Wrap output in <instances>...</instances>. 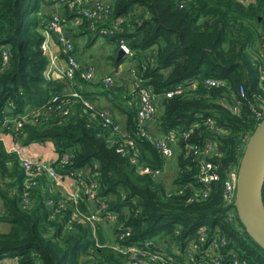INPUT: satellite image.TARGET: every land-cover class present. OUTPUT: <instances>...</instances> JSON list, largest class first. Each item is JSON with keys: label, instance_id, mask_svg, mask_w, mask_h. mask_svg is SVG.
<instances>
[{"label": "trees", "instance_id": "1", "mask_svg": "<svg viewBox=\"0 0 264 264\" xmlns=\"http://www.w3.org/2000/svg\"><path fill=\"white\" fill-rule=\"evenodd\" d=\"M111 2L113 17L128 19L114 34L103 36L117 45L121 40L127 42L136 77L159 94L156 114L147 121V136L139 127L135 88L121 98L118 93L123 87L115 82L107 85L99 81L96 85L113 96L115 107L123 108L124 125L108 110L106 123L105 111L99 109L103 106L87 108L80 98L71 96L60 101L63 105L68 102V113L43 109L55 92L68 93L71 87L90 100L85 91L88 81L79 74L77 84L66 78L68 83L45 78L42 29L54 11L47 0H0V119L31 110L38 117L22 126L16 124L10 131L0 128V134H16L15 139L24 146L50 140L59 152L52 163L56 169L70 173L81 186L95 181L97 195L107 202V208L96 207L85 194L74 201L46 171L28 174L17 154L7 152L0 137V224L10 226L8 231L0 229V260L16 257L19 264H128L127 256L112 246L124 242V231L119 230L122 226L132 228L126 243L155 237L176 244H185L206 226L231 239L241 257L252 264H264V249L246 231L235 205L224 201V181L230 168L241 163L248 142L245 137L260 123L250 104L263 111L264 0ZM60 17L68 27L74 24L92 29L90 20L75 22L77 15L65 4ZM99 29H93L96 36ZM208 77L226 83L207 88L200 80ZM190 80L199 81L183 94L163 95ZM240 101V114L225 106V102ZM201 115L214 117L225 131L201 124L187 142L183 137L176 141L179 150L173 157L177 167L172 186L162 177L165 172L159 176L141 172L147 166L167 168L152 142L154 138L170 132L177 137ZM127 135L135 141L134 146H128L129 154L127 147L125 153L118 151ZM216 141L221 148L214 160L218 178L211 182L209 196L190 201L203 186L199 180L201 153L208 143ZM65 153L71 157L62 163ZM30 181L36 183L28 188ZM47 182L55 187L43 188ZM100 211L115 214L93 225L87 216Z\"/></svg>", "mask_w": 264, "mask_h": 264}, {"label": "built area", "instance_id": "2", "mask_svg": "<svg viewBox=\"0 0 264 264\" xmlns=\"http://www.w3.org/2000/svg\"><path fill=\"white\" fill-rule=\"evenodd\" d=\"M51 3V7L54 11L51 13V19L49 18L42 29L44 34V39L41 44L43 53L47 56L48 64L45 70V75L47 79H52L56 71L60 74L61 77L67 78L72 84L76 83V77L78 74L81 78L87 81H93L95 78V67L93 64L88 63L84 66L80 64L77 56L75 54V41L71 35L68 34L66 29V24L63 23L60 12L62 5H67L70 10L74 11L77 17L75 22H79L80 19L85 18L90 20L92 25L96 28L99 27V32L102 35L114 34L117 28L120 27L128 18L125 16L113 17V6L111 0H47ZM50 40H54L57 44L60 54L55 55L51 52ZM125 41L121 40L120 45L125 53L130 55L133 52H129V49L124 45ZM63 64H62V63ZM60 64V66H58ZM135 74V70L133 69ZM264 79V76H262ZM199 80H190L187 85H177L174 88L166 90L163 95L166 97H172L176 94H183L188 88L195 87ZM207 88H212L226 83L225 80L220 78L208 77L203 80ZM104 84H111L114 82L112 76H106L102 79ZM134 86L138 87V106H139V127L143 136H147V128L149 125L147 121L149 118L153 117L157 111V97L159 94L153 92L150 88L143 86L141 80L138 78L134 81ZM82 88V86H81ZM243 91V89H241ZM75 99L80 98L83 104L87 108H93V103L86 100L82 94L78 91L69 92ZM67 93V96H70ZM63 96H66V93L55 92L43 109L48 111L64 110V113H68L69 110L66 108V104H61V99ZM225 106L233 113L240 114L242 102L240 101L237 104H231L225 102ZM251 110L256 114L257 119L261 122L264 119V104H261L263 111L257 109L254 104H250ZM98 110L95 108V111ZM33 112V111H32ZM26 112L20 118L7 119L4 121V126L7 130H13L14 126H22V124L31 120H37V115H32L31 113ZM96 111L95 113H97ZM102 115L107 123V114L102 112ZM199 120L190 125L189 128L184 129L183 132L174 137L170 133L161 135L158 139L152 141L154 146L159 150L165 159L166 169H152L149 166L143 167L141 169L142 173L153 174L155 176L162 175L164 172L168 171L170 165V160L175 156L179 150V146L176 141L183 137V142H187L190 135L194 133V130L197 126L204 124L209 126L212 130L223 132L224 129H221L217 124V121L212 116L204 117L203 115L199 116ZM127 134V133H126ZM125 135V134H124ZM17 135H13L14 140L10 142L8 147V152L17 154L18 158L23 162L26 167V172L30 175L36 174L37 172L46 171L50 177L56 180L57 185L63 186L66 194H69L71 198L76 201L79 197V194H85L89 196L96 202V207L99 205L100 208H107V202L104 199H101L97 195L95 190L96 182L93 181L88 186H81L77 179L73 178L70 173L63 174L59 172L56 167L48 161H45L41 158H36L35 153L24 152L25 148L28 146L22 145L18 139H15ZM3 142H6V136L0 134ZM249 135L245 137L246 140L249 139ZM135 141L130 138L128 135L124 139L122 146L118 148V151L125 153L127 147V154H129L128 146H134ZM221 154V148L219 141L214 144L208 143L204 151L201 153V168L199 173V180L202 182L203 186L201 189L195 193L193 198H190V201L195 200L198 196L207 197L211 193L210 184L212 181L218 178L219 167L215 163V158ZM71 155L65 153L60 158L62 163L69 162ZM133 161L135 159L133 158ZM35 168V170L33 169ZM239 166L233 165L230 168V172L226 180L224 181V201L226 204H234L236 207V195H237V174ZM72 175H75V172H72ZM73 178L74 184L71 190H69L66 185V179ZM61 180L62 184L58 182ZM36 182L30 181L27 185L28 188L32 187ZM75 186V188H73ZM190 186V185H188ZM187 187V186H185ZM177 193L181 194L182 190L176 189ZM172 193H169L171 195ZM28 200V198L26 199ZM237 209V208H236ZM99 214H90L87 216L88 220L95 225L96 222H99L104 217L110 218L111 215L115 214L113 211L104 212L100 211ZM104 215H101L103 214ZM233 218V214H231ZM98 220V221H97ZM120 231L123 230L124 233L121 234V238L124 241L123 243H118L117 245H112L115 249H118L120 252L127 256L128 264H252L249 259L243 258L239 253L232 247V240L228 239L223 233L217 230H211L206 226L200 227L195 233L194 238L187 240L185 244H176V243H165L163 241L157 240L155 237L146 238L140 242L126 243L127 237L132 235V228L130 226H122Z\"/></svg>", "mask_w": 264, "mask_h": 264}, {"label": "crops", "instance_id": "3", "mask_svg": "<svg viewBox=\"0 0 264 264\" xmlns=\"http://www.w3.org/2000/svg\"><path fill=\"white\" fill-rule=\"evenodd\" d=\"M71 27H73V28L71 29ZM91 28L92 29H85L81 25H74V24H71L69 27L68 26L66 27V29H71L70 31H68V33H69V35L71 34L72 38L75 41V44H76L75 54H76L79 62L81 61V63H86V64L91 63L95 67V77H94L95 79L93 81H88V83L86 85V90H85L86 95H88V98L90 99V100H88V99H86V100L92 102L93 104L97 105L98 107H99V104H101V106H103L104 108L107 107V110L113 116L117 117L121 121V123L124 125L125 121H126V115L122 111L123 108H121V107L117 108L114 106L113 103L109 102V100H110L109 95L104 94V91L102 89L98 88L99 85H96V84L99 81H102V79L105 76H112L115 80L114 84H117L118 86H122L123 87V88H121L122 90L127 89L130 93V88H128V84H130L132 86L131 89L133 90L134 81L136 79L135 74L132 72V69H134V67H132V66H131L132 68L130 67L131 60H129L130 64L128 65L129 66V72H128L127 78L122 79V76H120V75H117L115 77V75H114L115 72L122 67L123 63L127 59H130V58H127V57L125 58V56L123 55V53H125V52L123 49H120V47H121L120 45H117L112 41L109 42V40L107 39V42L105 40V42L107 44L106 58H104V60L99 62L98 61L99 57H98V55L95 54V50L91 49V46H96V42H98L99 36H96V33H94V31H93L94 26L93 25H91ZM88 36L90 37V39H88ZM93 37H94V39L92 40ZM82 39H88V40H90V42L87 43V41H86L82 46H80V42H82ZM113 46H115L119 50L118 57H117L116 61H113L111 58ZM50 47H51L52 54H55V55L60 54V50H59V48H58V46L54 40H50ZM121 50H122V52H121ZM121 58H122V60H120ZM119 60H120V62H119ZM132 62L134 63V61H132ZM105 65H107V67H105ZM58 66H60V64H58ZM107 70H109V71H107ZM110 70H112V71H110ZM120 71H121V69H120ZM112 72H114L113 75H109V74H112ZM54 76H53L52 80L49 82L65 81L64 80L65 78L61 77L60 74L56 71V69H55ZM119 81L120 82L123 81V82L120 83ZM71 90L74 91L75 89L73 87H71ZM67 92H69V91H67ZM69 95L72 98H74L70 93H69ZM121 95L123 96L124 93H122ZM66 96H67V93H66ZM105 99L106 100L109 99V100L106 101ZM104 105H107V106H104ZM6 140L8 142H10L12 140V135L8 134L6 136ZM48 142H50V141H48ZM48 142H45V143L35 142V143H32L28 147H31L30 152L36 153L38 151V152H40L42 159H44L45 161H49L51 163H54L58 159L59 154L57 153L53 142H51L52 143L51 145L50 144L46 145V143H48ZM169 171H170V169L167 172H165L162 177H165V175L169 174ZM69 181H71L70 183H72V181L74 182V180L72 178H67L66 183H69ZM165 181H166V184L169 185L166 179H165ZM54 187H55L54 184H50L49 182H47L43 188L51 189ZM55 190H56V188H55ZM1 209H2V204L0 203V210ZM0 264H19V263H18L17 258L13 257V258H5V259L0 260Z\"/></svg>", "mask_w": 264, "mask_h": 264}, {"label": "water", "instance_id": "4", "mask_svg": "<svg viewBox=\"0 0 264 264\" xmlns=\"http://www.w3.org/2000/svg\"><path fill=\"white\" fill-rule=\"evenodd\" d=\"M263 189L264 119L247 142L237 174L236 195V208L242 224L253 240L264 249Z\"/></svg>", "mask_w": 264, "mask_h": 264}, {"label": "rangeland", "instance_id": "5", "mask_svg": "<svg viewBox=\"0 0 264 264\" xmlns=\"http://www.w3.org/2000/svg\"><path fill=\"white\" fill-rule=\"evenodd\" d=\"M97 36H99V39H98V42H96V46H91V49L92 50H95V54L96 55H98V57H99V59H98V61L99 62H101L102 60H104V58H106V55H107V44H106V42H107V39H106V37H104L102 34H99V35H97ZM105 38V39H104ZM88 39H90V37L88 36ZM88 39H82V42H80V46H82L86 41H87V43H89L90 42V40H88ZM94 39V37L92 38V40ZM105 40H106V42H105ZM86 43V44H87ZM92 45V44H91ZM101 45V46H100ZM124 45H126V47L129 49V52H131L130 51V48H129V45L127 44V42H125L124 43ZM89 46V45H88ZM121 47H120V49H123L122 48V45H120ZM100 47V48H99ZM99 48V49H98ZM118 52H119V50L115 47V46H113L112 47V55H111V58H112V60L113 61H116L117 60V57H118ZM123 55L125 56V58L127 57V58H130V59H127L124 63H123V65H122V67L120 68L121 69V71H120V69H118L116 72H115V77L117 76V75H120V76H122V79H126L127 78V76H128V72H129V60H131V56H130V54L129 53H123ZM95 63V62H94ZM80 64H82L83 66L86 64V63H81V61H80ZM107 64V63H106ZM134 67V63L132 62V60H131V65H130V67ZM105 67H107V65H105ZM131 67V68H132ZM107 71H109V70H107ZM110 71H112V70H110ZM131 72V71H130ZM113 73L114 72H112V74H109V75H113ZM138 80H141V79H139L138 78ZM66 83H68L67 81H65ZM114 82H115V80H114ZM120 82V81H119ZM123 82V81H122ZM122 82H120V83H122ZM134 86V85H133ZM128 88H130V92H132L133 93V90H134V88H135V94L136 95H138V87H135L134 86V88H133V90L131 89L132 88V86L130 85V84H128ZM59 92H61V91H59ZM58 93V92H57ZM61 93H64V91H62ZM122 93H127V94H129V91L127 90V89H125V90H122V91H119V96L121 97V94ZM122 98V97H121ZM110 99V100H109ZM109 99H107V100H109V102H111L112 103V101H113V96L110 94L109 95ZM106 100V99H105ZM106 100V101H107ZM122 100H119V102H121ZM106 104V103H105ZM99 105H101V104H99ZM104 106H107V105H104ZM99 109H101V110H103V111H105V112H107V107H105V108H99ZM31 110V109H30ZM96 111H98V110H96ZM96 111H94V112H96ZM12 139L14 140V137H12ZM48 141H50V140H47L46 142H48ZM11 142V141H10ZM10 142H8V141H6V142H4V145H5V148H6V150H7V152H8V147H9V145H10ZM47 144H52L51 143V141L50 142H48V143H46V145ZM54 144V143H53ZM54 146H55V144H54ZM56 149V148H55ZM29 151H31V147H27V148H25V151L24 152H29ZM57 151V150H56ZM57 153H59L58 151H57ZM34 156H36V158H40L41 157V159H42V156L40 155V152H36L35 153V155ZM44 160V159H43ZM170 164H171V168H170V171H169V174H167V175H165V179L167 180V182H168V184H169V186H172V183H173V178H174V174H175V167H177V161H176V159L175 158H172V160H170ZM73 179V178H72ZM74 180V179H73ZM58 182L59 183H61L62 184V182H61V180L59 179L58 180ZM71 181H69V183H66V187L69 189V190H71L70 188H72V186H73V184H74V182L72 181V183H70ZM50 183V182H49ZM51 184V183H50ZM65 192V191H64ZM0 212H1V210H0ZM9 228H10V226H9V224L7 223H3V224H0V229H1V231H8L9 230ZM110 235V234H109Z\"/></svg>", "mask_w": 264, "mask_h": 264}, {"label": "clouds", "instance_id": "6", "mask_svg": "<svg viewBox=\"0 0 264 264\" xmlns=\"http://www.w3.org/2000/svg\"><path fill=\"white\" fill-rule=\"evenodd\" d=\"M49 3V2H48ZM51 4V3H50ZM94 29V28H93ZM69 34V33H68ZM71 35V34H70ZM133 55V54H132ZM132 55H130V56H132ZM47 64H48V59H47ZM47 67V66H46ZM46 70V69H45ZM135 70V69H134ZM132 72H133V69H132ZM44 76H45V78H46V75H45V71H44ZM135 76H136V71H135ZM55 77V76H54ZM137 78V77H136ZM47 79V78H46ZM67 79V78H66ZM47 80H49V81H51L52 79H47ZM68 80V79H67ZM83 80H85V79H83ZM69 81V80H68ZM70 82V81H69ZM64 93H66V90H64ZM69 93V92H68ZM31 111H33V110H31ZM28 113H30L29 111H28ZM23 114H19V115H17V116H11V118H5V119H3V120H1L0 119V128H2V129H4V128H6L5 126H4V121L5 120H7V119H15V118H20L21 116H22ZM7 129V128H6ZM0 131H3V130H1L0 129ZM5 131V130H4ZM5 136H7L9 133H3ZM250 138V137H249ZM249 140V139H248ZM12 141V140H11ZM242 159V158H241ZM240 166V165H239Z\"/></svg>", "mask_w": 264, "mask_h": 264}]
</instances>
